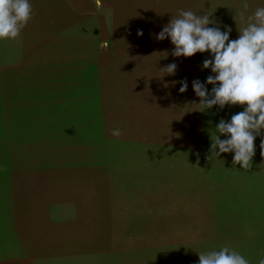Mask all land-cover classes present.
Returning <instances> with one entry per match:
<instances>
[{"label":"rangeland","instance_id":"obj_1","mask_svg":"<svg viewBox=\"0 0 264 264\" xmlns=\"http://www.w3.org/2000/svg\"><path fill=\"white\" fill-rule=\"evenodd\" d=\"M112 1L123 16L128 9L135 15L139 9V16L148 19L153 43L134 52L124 48L108 61L102 91L88 88L86 81L84 87L66 92L81 98L76 102L84 105L90 99L89 107L69 108L89 121L60 117L61 121L47 122L49 116L69 113L68 108L57 102L40 106L38 96L27 97L38 90L0 91V264H28L31 259L35 264H198V253L223 246L257 264V257L264 255V149L260 147L264 134L254 141L248 170L232 164V153L212 155L215 125L243 108L192 111L196 106L189 104L199 102L192 81L203 82L211 74L201 70L208 54L174 58L170 41L156 39L180 10L213 14L216 26L230 27V39H237L238 29L245 26L239 15L244 0ZM247 2L249 14L264 7L260 0ZM171 63L177 64L175 75L162 77L161 69ZM97 77L92 76V82ZM182 80L188 82L184 93L179 92ZM117 128L121 135L112 136ZM9 131L13 141H21L8 144ZM163 149L171 152L167 161ZM178 169L184 177L175 185ZM148 171L150 176L153 173L154 187ZM195 195L202 201L201 212L196 211ZM167 197L181 200L179 212L170 207L163 213ZM131 199L136 203L134 214ZM151 200L157 202L149 204ZM151 213L160 233L131 228L130 216ZM208 213L215 216L219 228L231 217L228 228L240 229L244 235L216 240L217 235L204 234L203 242L179 244L200 237L192 230L195 218H202L204 232ZM12 220L24 238L22 245L12 234ZM169 223L180 224L183 234L172 233ZM247 230L261 233L245 236Z\"/></svg>","mask_w":264,"mask_h":264},{"label":"crops","instance_id":"obj_2","mask_svg":"<svg viewBox=\"0 0 264 264\" xmlns=\"http://www.w3.org/2000/svg\"><path fill=\"white\" fill-rule=\"evenodd\" d=\"M30 2L33 9L32 18L22 29L20 36L15 40L0 41V91L4 94H7V92L38 90L36 94L26 95L27 97L38 96L41 99L40 106H50L51 102H57L58 106L68 108V110L75 106L89 107L90 99L84 105L81 102H76V100L81 101V98H75L73 94L66 92L84 87L86 81L88 88L102 91L104 86L103 75L110 68L106 66L108 61L116 59L119 52L124 48L126 52H134L140 48L147 49L153 43L148 19L145 16H139L141 14L139 9L136 15L130 13L128 9L126 15L123 16L120 13L123 10L112 0H102L101 8L96 7L95 0H30ZM134 4L137 6V2H134ZM141 26L143 27L142 36L137 34ZM92 76L99 77L94 78L92 82ZM13 97H21V94H15ZM79 116L74 111L69 110V113L47 117V122H55L60 120V117H64L61 120L68 119L71 122L89 121L88 118L81 119ZM8 136L10 138L8 144L21 141L18 138L13 141L10 131ZM170 153H167V149L165 150L163 153L164 161L168 160ZM174 160L180 164L175 158ZM104 166L103 176L106 180V163H104ZM178 173L179 176L174 177L176 179L175 185L177 179L184 177V175H181L180 169H178ZM146 175L148 179L152 180L150 184H153V173L151 172L150 176L148 171ZM161 185V187L165 186V182L163 181ZM152 186L154 187L155 184ZM208 189L206 187V192ZM201 190L200 184L198 189L200 197ZM135 198L137 203V197ZM180 201V199L175 201L167 197L163 201L166 204L163 213H167L170 207H172V212H179L181 208ZM194 201L197 204L195 206L196 211L201 212V199H198L195 195ZM131 202V211L134 214L137 209L133 206L135 203L133 199H131ZM154 202L157 201L151 200L149 204ZM205 203L208 205L207 199ZM13 211L14 206H12ZM150 211L153 213L152 210ZM147 213H149V210H147ZM152 213L141 217L137 215L130 216L131 228L138 229L142 227L148 229L146 233H160L156 229L159 223ZM87 215L89 216V214ZM104 215L106 221V212ZM102 218V215L99 216L100 222ZM230 218L224 219L223 225L219 228L215 216H209L208 213L206 218L207 227L204 232L200 222L202 218H195L192 230H194L195 235L198 234L200 237L188 239V242L185 240L180 241L179 244L203 242L200 240H202L204 234L217 235L216 240L235 239L240 235H244L240 229L232 230L228 228L227 224ZM10 222L13 236L16 235L18 243L20 242V245H22L24 243L23 236L18 233L17 227L14 226V220ZM168 225L172 233L183 234L184 230H182L180 224L169 223ZM259 233L261 232L255 230V233L250 234L247 230L245 236L255 237ZM242 255L245 256V254ZM31 260L32 263L29 260H27V263L35 264L33 259Z\"/></svg>","mask_w":264,"mask_h":264},{"label":"clouds","instance_id":"obj_3","mask_svg":"<svg viewBox=\"0 0 264 264\" xmlns=\"http://www.w3.org/2000/svg\"><path fill=\"white\" fill-rule=\"evenodd\" d=\"M260 3L264 4V0ZM95 4L101 8L102 0H95ZM248 10L249 4L244 0L239 15L245 26L238 29L239 36L234 40L230 39L232 29L225 26L221 30L211 19L213 14L200 15L192 10H180L156 35L158 41L168 39L174 46L171 51L174 58L208 54L201 70H210L211 74L203 82L192 81L199 102L189 105L196 106L192 111L202 113L214 107L219 110L232 106L243 108L228 120L221 118L215 125L210 151L217 158L232 153V164L245 170L252 165L254 141L264 134V7H257L250 14ZM32 13L30 0H0V41L17 39ZM137 34L142 36L143 32ZM176 69V63L167 65L161 69L162 77L175 75ZM179 83V92H186L187 80ZM208 85L212 86L210 90ZM111 135L120 136V129H113ZM260 147L264 149V139ZM198 257V264H250L249 259L228 246L198 253ZM257 264H264V255L257 257Z\"/></svg>","mask_w":264,"mask_h":264}]
</instances>
